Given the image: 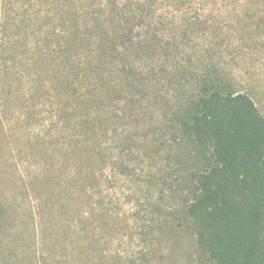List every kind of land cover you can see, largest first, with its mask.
Masks as SVG:
<instances>
[{
  "label": "rangeland",
  "instance_id": "rangeland-1",
  "mask_svg": "<svg viewBox=\"0 0 264 264\" xmlns=\"http://www.w3.org/2000/svg\"><path fill=\"white\" fill-rule=\"evenodd\" d=\"M107 1L0 0V264H209L172 115L210 76L264 117V0Z\"/></svg>",
  "mask_w": 264,
  "mask_h": 264
},
{
  "label": "trees",
  "instance_id": "trees-1",
  "mask_svg": "<svg viewBox=\"0 0 264 264\" xmlns=\"http://www.w3.org/2000/svg\"><path fill=\"white\" fill-rule=\"evenodd\" d=\"M143 1L135 2L147 19ZM195 86L171 121L188 147L177 163L189 183L177 218L209 264H264V117L229 82L205 76Z\"/></svg>",
  "mask_w": 264,
  "mask_h": 264
}]
</instances>
